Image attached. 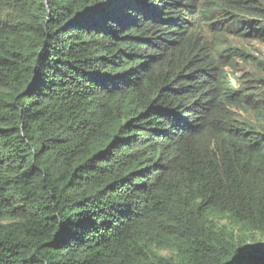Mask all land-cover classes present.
<instances>
[{
	"label": "trees",
	"instance_id": "obj_1",
	"mask_svg": "<svg viewBox=\"0 0 264 264\" xmlns=\"http://www.w3.org/2000/svg\"><path fill=\"white\" fill-rule=\"evenodd\" d=\"M254 40L264 0H0V264H264Z\"/></svg>",
	"mask_w": 264,
	"mask_h": 264
},
{
	"label": "rangeland",
	"instance_id": "obj_2",
	"mask_svg": "<svg viewBox=\"0 0 264 264\" xmlns=\"http://www.w3.org/2000/svg\"><path fill=\"white\" fill-rule=\"evenodd\" d=\"M240 45H244V44L241 43ZM246 48H247V51L252 55L251 57L248 58L249 62L253 61V57L258 58L264 62V44L254 40L250 44H246ZM243 64L244 63L240 64L239 70L243 71V67H242ZM244 68H245V64H244ZM242 71H239L240 73H238V76H241L243 74ZM257 75H258V84H261L260 80L264 78V73L258 70ZM249 242H252V241L250 240ZM164 253H167V252H164Z\"/></svg>",
	"mask_w": 264,
	"mask_h": 264
}]
</instances>
